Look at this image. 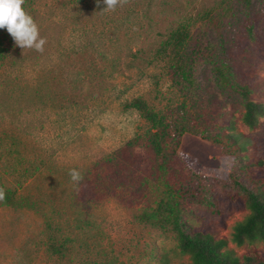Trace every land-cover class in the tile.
<instances>
[{
	"label": "rangeland",
	"instance_id": "obj_1",
	"mask_svg": "<svg viewBox=\"0 0 264 264\" xmlns=\"http://www.w3.org/2000/svg\"><path fill=\"white\" fill-rule=\"evenodd\" d=\"M104 7L103 0L100 7L96 0H25L47 41L43 53L17 47L2 31L0 187L27 202L0 203V264H189L170 235L135 220L153 205L162 176L146 141L148 125L122 110L135 97L163 117L171 135L184 127L172 162L179 164L177 178L224 197L215 214L190 207L186 219L195 229L229 241L232 226L248 214L218 183L236 169L264 193V118L247 129L237 95L220 89L204 59L185 83L155 56L171 31L188 24L249 85L251 99L264 104V0H252L249 10L240 0H128L114 11ZM206 12L220 17L217 26L202 18ZM219 132L234 134L244 151L224 155L212 144ZM166 146L171 154L173 143ZM72 169L82 181H72ZM76 226L83 232L72 253L52 257L49 237L77 232ZM227 249L236 256L248 250L231 242ZM250 250L264 259L262 243Z\"/></svg>",
	"mask_w": 264,
	"mask_h": 264
},
{
	"label": "trees",
	"instance_id": "obj_2",
	"mask_svg": "<svg viewBox=\"0 0 264 264\" xmlns=\"http://www.w3.org/2000/svg\"><path fill=\"white\" fill-rule=\"evenodd\" d=\"M242 6L249 10L252 0H240ZM215 16V15H214ZM216 17V18H215ZM213 17L209 13L203 14L208 25L217 26L219 16ZM3 29H0V63L5 56ZM210 41L202 43L199 37H194L188 24H183L171 31L167 38L155 51V56L165 61L171 73L182 82H192L193 66L199 59L211 66L215 81L222 91L236 94L244 109L242 123L247 129L255 128L264 118V104L251 99L252 89L246 83H241L237 74L227 62L217 60L213 54ZM122 110L135 111L148 125L146 141L153 149L158 170L162 176L158 179L159 195L153 205L142 208L135 216L138 224L151 227L161 235H170L182 255L188 256L189 264H264V259L250 249L256 243L264 246V193L259 185L249 182V175L245 170L236 169L226 180L218 181L223 188H230L248 214L231 228L230 240L217 238L216 234L203 229H195L187 222L191 214V206L210 208L211 213H218V202L224 200L220 194H214L208 185H185L177 177L180 173L179 164L172 162L176 158L179 136L185 132L184 127L178 133L171 135L169 125L142 97H135L125 101ZM233 127L228 126L229 130ZM207 140V138H204ZM238 138L229 132L217 133L212 144L220 146L224 155L237 157L244 148L237 144ZM173 143L172 153L167 152V144ZM132 143V141H131ZM260 164L253 162L250 167ZM204 179V178H201ZM206 179V178H205ZM5 199L0 203L7 207H22L27 202L17 195L16 190L4 188ZM53 229L52 223L48 224ZM58 227V226H57ZM83 226H76L77 232L68 229V234L57 238V234L50 236L47 242V251L52 257L62 260L69 256L74 249V243L79 240ZM60 229V228H59ZM57 233V232H56ZM228 242L236 247L246 246L247 251L236 256L227 249ZM154 258L155 255H152ZM90 264V263H86Z\"/></svg>",
	"mask_w": 264,
	"mask_h": 264
},
{
	"label": "clouds",
	"instance_id": "obj_3",
	"mask_svg": "<svg viewBox=\"0 0 264 264\" xmlns=\"http://www.w3.org/2000/svg\"><path fill=\"white\" fill-rule=\"evenodd\" d=\"M128 0H103L104 11H114L117 6H123ZM25 0H0V29H6L13 38L15 45L23 50L34 49L43 53L47 43L45 38H41L37 23L28 14L23 5ZM97 7H100L101 0H96ZM73 182L82 181L81 173L75 169L69 172ZM5 190L0 187V201L5 199Z\"/></svg>",
	"mask_w": 264,
	"mask_h": 264
}]
</instances>
